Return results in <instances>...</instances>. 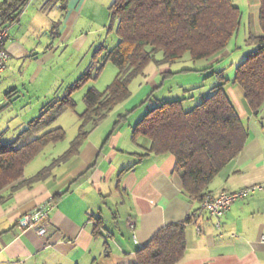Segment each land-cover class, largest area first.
<instances>
[{"label":"crops","instance_id":"0c3cea01","mask_svg":"<svg viewBox=\"0 0 264 264\" xmlns=\"http://www.w3.org/2000/svg\"><path fill=\"white\" fill-rule=\"evenodd\" d=\"M100 6H104L102 0H29L8 25L10 58L0 75V105L19 100L20 93L38 95L37 106L34 99L27 104L33 103V110L42 105L39 114L62 87L72 84L78 74L57 78L52 67L59 65L64 54L87 61ZM233 76L234 70L227 78ZM226 90L248 138L241 153L208 186L214 195L264 184V108L254 115L240 86L228 84ZM38 114L23 118L22 125ZM109 116L113 129L105 136ZM115 116L110 113L99 122L92 132L102 128L100 135L91 132L77 155L53 166L78 135L81 122L75 119L78 132L70 143L58 149L61 142L49 144L46 148L56 150L49 149L25 173L30 178L50 169L46 178L13 194L10 187L0 192V264H137V251L159 229L189 217L185 254L177 264H264V190L237 199L220 218L200 210V201L183 193L182 181L174 172V156L150 152L144 137L134 142V125L123 129ZM60 122L58 127L66 132ZM40 206L50 216L46 237L18 224L21 215Z\"/></svg>","mask_w":264,"mask_h":264},{"label":"trees","instance_id":"16d2710c","mask_svg":"<svg viewBox=\"0 0 264 264\" xmlns=\"http://www.w3.org/2000/svg\"><path fill=\"white\" fill-rule=\"evenodd\" d=\"M28 1L4 0L0 4V29L17 19ZM259 1L261 32L250 34L248 43L252 49L236 66L231 79L221 71L216 72L221 81L190 110L185 109L183 99L158 100L132 127L134 142L144 137L150 142V152L174 156V172L182 181L183 193L193 200L201 201L209 193L208 186L241 153L248 138L226 86L233 84L243 89L254 115L264 108V0ZM109 10L117 25L119 41L115 48L104 54L102 61L90 64L78 80L62 87L61 93L41 109L14 141L0 142V192L10 187L13 194L48 176L50 169L25 178V168L49 144L66 139V132L60 127L45 130L65 111L76 110L73 94L100 75L105 61L117 67L116 78L104 91L94 87L86 91L78 135L53 166L78 154L99 122L131 97L132 82L144 76L150 62L170 64L186 53L193 60L212 57L227 48L242 20V11L233 0H114ZM159 53L162 59L157 60ZM190 220L189 217L159 229L137 251V264L180 262L185 254V228Z\"/></svg>","mask_w":264,"mask_h":264},{"label":"rangeland","instance_id":"374dc122","mask_svg":"<svg viewBox=\"0 0 264 264\" xmlns=\"http://www.w3.org/2000/svg\"><path fill=\"white\" fill-rule=\"evenodd\" d=\"M102 1L104 6H100L96 13V19L93 24L94 31L90 35V41L94 43V46L88 55L87 61H85V57L80 59L73 54L69 56H64L66 55L64 54L59 65L52 67L55 77H73L78 74L73 78V82H75L86 72L90 64L102 61L104 54L106 55L109 50H113L118 44L117 25L113 22L109 10L114 0ZM233 2L241 9L242 20L238 33L232 38L227 48L207 59L193 60L190 54L186 53L182 59L174 63L157 64L155 61L150 62L145 69L144 76H139L132 82L131 97L111 112V114L116 113V119L122 115L125 116L119 122L122 123L123 129H128L131 123L135 125L158 100L174 101L183 99L186 110L194 108L204 98L208 97L212 93L213 87L221 81L216 72L221 71L223 76L227 77L242 62L246 53L252 49V45L248 43L250 34L258 35L261 32L259 25L260 5L259 0H233ZM155 58L157 60L162 59V54H157ZM82 60L84 61L82 62ZM117 73V67L111 61H105L100 75L97 78L88 80L73 94V99L77 104L76 110H68L58 120L61 121L60 123L67 132V138L56 146L57 149L63 144L68 145L78 132L79 125L75 127L74 122L76 121L75 119L79 122V114L85 108L83 98L86 91L91 87L104 91L114 81ZM24 84L30 85L29 81L24 82ZM36 86L39 87L40 83L37 82ZM42 86L46 87L47 84H42ZM59 87L58 83L56 89L59 90ZM38 98V95L20 93L19 100L0 105V142L14 141L18 133L27 125V123L22 125L21 120L27 116L31 118L34 116L33 114H38L42 105L38 110H33L32 108L34 107L32 106L33 103L36 104L35 106L39 103ZM29 99H34L32 104H27ZM25 105L29 107H25ZM110 117L106 119L107 122H105L103 127L105 136L113 129V120H109ZM58 121H55L46 130L60 126L57 125ZM101 129L92 133L98 136L101 133ZM52 147H55V145ZM46 149L26 168V174H29L30 169L38 165L36 162L40 161V157H45L52 151L49 149L54 148L48 147ZM47 151H49L48 154H45Z\"/></svg>","mask_w":264,"mask_h":264},{"label":"built area","instance_id":"2783aa9c","mask_svg":"<svg viewBox=\"0 0 264 264\" xmlns=\"http://www.w3.org/2000/svg\"><path fill=\"white\" fill-rule=\"evenodd\" d=\"M9 36V27L0 29V75L6 69L10 54L6 43ZM264 184H255L250 187L240 189L236 192H222L218 195L206 193L200 201V210H206L213 216L220 218L226 214L233 203L242 197H246L256 191H263ZM18 224L22 229L33 230L38 236L46 237L51 226L48 209L40 206L19 217ZM264 241V236H262Z\"/></svg>","mask_w":264,"mask_h":264}]
</instances>
